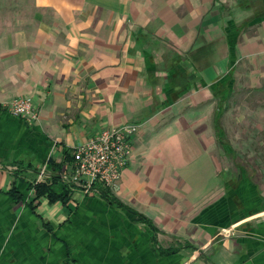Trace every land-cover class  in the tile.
I'll list each match as a JSON object with an SVG mask.
<instances>
[{
    "label": "crops",
    "instance_id": "1",
    "mask_svg": "<svg viewBox=\"0 0 264 264\" xmlns=\"http://www.w3.org/2000/svg\"><path fill=\"white\" fill-rule=\"evenodd\" d=\"M263 80L264 0H0V264H264V192L216 128ZM20 96L35 122L5 109ZM123 124L139 130L110 193L155 232L80 191L30 204L44 162Z\"/></svg>",
    "mask_w": 264,
    "mask_h": 264
},
{
    "label": "built area",
    "instance_id": "2",
    "mask_svg": "<svg viewBox=\"0 0 264 264\" xmlns=\"http://www.w3.org/2000/svg\"><path fill=\"white\" fill-rule=\"evenodd\" d=\"M5 109L13 116L35 122L39 109L29 96L14 98ZM136 124H123L102 130L92 139L70 150L71 162L65 168L68 182L84 192L101 194L115 189L128 165L131 140L138 132ZM42 170L39 179L45 175Z\"/></svg>",
    "mask_w": 264,
    "mask_h": 264
},
{
    "label": "rangeland",
    "instance_id": "3",
    "mask_svg": "<svg viewBox=\"0 0 264 264\" xmlns=\"http://www.w3.org/2000/svg\"><path fill=\"white\" fill-rule=\"evenodd\" d=\"M264 80L257 86L241 85L237 87L230 98L228 107L222 118L224 127V141L230 142L238 154V161L247 170L251 178L261 187L264 192V90L262 88ZM233 163V162H232ZM235 165H232L234 168ZM15 172L20 166H10ZM45 175L39 179L42 170ZM36 178L27 181L29 191L34 190L37 184H51V166L48 161L44 162L37 171ZM71 189L70 197L75 192H82L91 197H102L95 192H84V190L67 183ZM45 198V197H42ZM103 198V197H102ZM41 199V198H40ZM30 200V199H29ZM37 200L35 196L30 200L34 204ZM109 203V202H108Z\"/></svg>",
    "mask_w": 264,
    "mask_h": 264
},
{
    "label": "trees",
    "instance_id": "4",
    "mask_svg": "<svg viewBox=\"0 0 264 264\" xmlns=\"http://www.w3.org/2000/svg\"><path fill=\"white\" fill-rule=\"evenodd\" d=\"M264 90V84L262 86V88H258V90ZM232 94H230L228 97H226L225 99H222L221 104L223 105V109L224 111L226 110V108L228 107V103H229V98L231 97ZM216 128H217V133L219 135V141L223 144L226 145L227 143L224 141V130L221 126L220 123V119L218 118L216 120ZM233 156L235 157V155L233 154ZM64 162L68 161L71 162L72 157L70 154V151H66L65 152V156H64ZM64 162L61 163H56L54 160H50V166H51V184H37L35 186V198L36 199H40L42 197H46L48 198L49 202L51 203H55L57 201L62 202L65 205H68L69 200H70V188L68 187V184L64 185V189L60 192L57 193L53 190V186L55 184H57L59 181H61V169L62 166L64 164ZM9 193L14 196L17 200H21L23 198V193L20 192L18 190V188L14 187L12 188ZM101 196L108 201L111 205L120 207V208H125L131 212H133L134 214L137 215V219L143 223H145L149 228H151L154 232L156 231L152 221L148 218H146L145 216H143L142 214H139L137 212H135L134 210H132L131 208L126 207L124 204H122L121 202H119L118 200H116L112 194L110 193V191L107 190H103L101 192ZM32 205V204H31ZM33 208H35V206H33ZM153 243L156 244L155 238L153 237ZM188 247H192V246H188ZM156 251L160 254V255H172L178 252V249L176 248H167V249H162V248H157Z\"/></svg>",
    "mask_w": 264,
    "mask_h": 264
}]
</instances>
